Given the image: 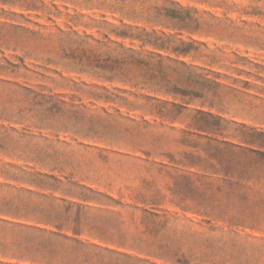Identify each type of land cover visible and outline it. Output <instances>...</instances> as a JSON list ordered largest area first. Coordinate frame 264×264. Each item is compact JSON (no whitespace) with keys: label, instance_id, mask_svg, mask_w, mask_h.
I'll list each match as a JSON object with an SVG mask.
<instances>
[{"label":"rangeland","instance_id":"rangeland-1","mask_svg":"<svg viewBox=\"0 0 264 264\" xmlns=\"http://www.w3.org/2000/svg\"><path fill=\"white\" fill-rule=\"evenodd\" d=\"M262 134L264 0H0V170L72 192L0 173V264H264Z\"/></svg>","mask_w":264,"mask_h":264},{"label":"trees","instance_id":"trees-1","mask_svg":"<svg viewBox=\"0 0 264 264\" xmlns=\"http://www.w3.org/2000/svg\"><path fill=\"white\" fill-rule=\"evenodd\" d=\"M11 65V64H10ZM13 66V65H11ZM199 113H203L198 111ZM202 127V126H198ZM201 129V128H199ZM264 135V134H262ZM0 149H5L4 145H0ZM257 153L264 155V151H258ZM29 162L39 163L45 165L43 160H29ZM10 167H13L12 165ZM15 167V166H14ZM25 168H32L28 165L15 167L16 172H11L8 169H1L0 173L6 177L13 178L17 181L26 182L34 187L43 190L62 189V180L57 179L52 174L39 172V171H27ZM65 193H72L70 190L62 189ZM21 192L37 195V193L30 190H22ZM44 196V195H39ZM0 210H4L7 213L19 217H35L37 219H50L52 210L50 208L41 207L39 203L33 202L27 196L17 195L15 198H0ZM117 241H125V237L121 236L117 238Z\"/></svg>","mask_w":264,"mask_h":264}]
</instances>
